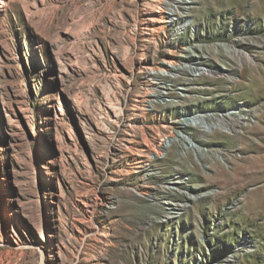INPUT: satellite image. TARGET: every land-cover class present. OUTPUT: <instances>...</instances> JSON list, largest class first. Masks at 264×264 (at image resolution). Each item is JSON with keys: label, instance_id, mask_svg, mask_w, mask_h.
<instances>
[{"label": "rangeland", "instance_id": "rangeland-1", "mask_svg": "<svg viewBox=\"0 0 264 264\" xmlns=\"http://www.w3.org/2000/svg\"><path fill=\"white\" fill-rule=\"evenodd\" d=\"M147 1L0 0V264H264V0Z\"/></svg>", "mask_w": 264, "mask_h": 264}, {"label": "bare ground", "instance_id": "bare-ground-1", "mask_svg": "<svg viewBox=\"0 0 264 264\" xmlns=\"http://www.w3.org/2000/svg\"><path fill=\"white\" fill-rule=\"evenodd\" d=\"M170 2L178 4V0H170ZM164 0H150L147 1L143 7L140 9V21L141 23L145 24L144 27L141 28V36L143 37L144 44L150 46L152 42V39H155L157 37V35H160L159 33L163 31L164 28H166L169 24V16L167 14H165V10H164ZM160 23V24H157ZM165 33V32H164ZM156 47V46H155ZM142 60V59H141ZM162 63H164V67H162V69H160V67H157V70H163V71H172L173 66H175L177 64V62L174 59H168L166 61H163ZM139 68H140V72L142 73V75L146 76L145 79H143L146 88H144V90L139 91L133 100V106H135L134 108L137 109L138 107L142 110H147V106L148 104L151 102V99L149 98L150 96H152L154 94V88L157 86L155 84V82L149 81L148 78H150L152 76V71L153 68L150 67L148 68L146 66V63L143 61H139ZM148 70V71H147ZM178 71L182 72V73H190L191 72V68L190 67H178L177 68ZM148 72V73H147ZM155 75V74H154ZM164 79H167V77L165 75ZM148 87L151 88L150 90H148ZM163 92L162 91H158L157 95H162ZM153 101V100H152ZM234 113V112H231ZM111 117V116H110ZM115 119V118H114ZM203 119V118H201ZM224 121L222 119H219L218 122H216V124L214 123L213 125L215 126H219V125H224L223 123ZM136 126V125H134ZM178 129L182 130L185 128L184 125H178L177 127ZM132 133V132H131ZM126 131V137H124V143H123V147L127 148V143H132L134 142V137L133 135ZM161 135H159L158 137H160ZM179 137V143H184L186 142L188 144V140L186 139V137L184 135H177V134H170L169 138H175V137ZM157 139V137L155 138ZM157 141V140H156ZM166 139H161L158 142V146L159 149L163 150L165 149L167 146L165 144ZM137 146L138 149L136 152H133L130 154V157L132 158V160H134L135 162L133 163V168H135V170H141L144 168V165L146 164L145 161L149 160L148 156L149 154H157L158 156H160L162 154V151H158L152 148L151 145L147 144L146 142H137ZM174 142H173V144ZM119 175H124V173H122V170H120V174Z\"/></svg>", "mask_w": 264, "mask_h": 264}]
</instances>
